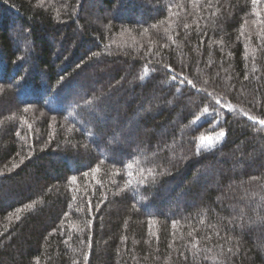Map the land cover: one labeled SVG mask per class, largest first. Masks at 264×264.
<instances>
[{
	"label": "trees",
	"instance_id": "obj_1",
	"mask_svg": "<svg viewBox=\"0 0 264 264\" xmlns=\"http://www.w3.org/2000/svg\"><path fill=\"white\" fill-rule=\"evenodd\" d=\"M260 121L264 0H0V264H264Z\"/></svg>",
	"mask_w": 264,
	"mask_h": 264
},
{
	"label": "snow or ice",
	"instance_id": "obj_2",
	"mask_svg": "<svg viewBox=\"0 0 264 264\" xmlns=\"http://www.w3.org/2000/svg\"><path fill=\"white\" fill-rule=\"evenodd\" d=\"M260 123H261V124H264V121H260ZM130 167H131V165H130Z\"/></svg>",
	"mask_w": 264,
	"mask_h": 264
}]
</instances>
